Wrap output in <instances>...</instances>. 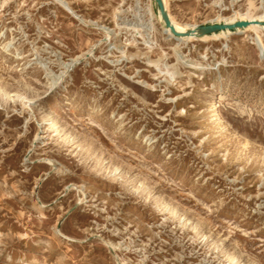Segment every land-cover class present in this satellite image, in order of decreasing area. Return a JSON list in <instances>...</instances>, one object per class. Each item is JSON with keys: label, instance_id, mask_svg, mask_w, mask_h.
<instances>
[{"label": "rangeland", "instance_id": "1", "mask_svg": "<svg viewBox=\"0 0 264 264\" xmlns=\"http://www.w3.org/2000/svg\"><path fill=\"white\" fill-rule=\"evenodd\" d=\"M165 26L154 0H0V264H264V30Z\"/></svg>", "mask_w": 264, "mask_h": 264}, {"label": "water", "instance_id": "2", "mask_svg": "<svg viewBox=\"0 0 264 264\" xmlns=\"http://www.w3.org/2000/svg\"><path fill=\"white\" fill-rule=\"evenodd\" d=\"M158 6L159 12L161 13L162 18L164 19L165 25L170 28L171 32L176 36H182V35H192V34H200V35H206L213 32H218L220 30L230 29L233 30L234 28L240 26H246L249 22L245 20H240L235 23H210V24H204L199 25L196 28L192 30H188L185 33L179 32L175 26L172 24V21L170 19V16L166 10L165 4L163 0H154Z\"/></svg>", "mask_w": 264, "mask_h": 264}, {"label": "bare ground", "instance_id": "3", "mask_svg": "<svg viewBox=\"0 0 264 264\" xmlns=\"http://www.w3.org/2000/svg\"><path fill=\"white\" fill-rule=\"evenodd\" d=\"M164 1V4H165V7H166V10L170 16V19L172 21V24L175 26V28L181 32V33H185L187 32L188 30H192L194 29L195 27H191V28H187V27H183L181 26L177 21H175L173 19V17L171 16V14L169 13L168 11V5H167V2L166 0H163ZM241 17H242V20H245L248 23V25L246 26H243V27H236L234 28L233 30H230V29H225V30H220V33L222 34H226V32H245V31H249V30H254L257 32V36L259 38V32L260 31H263L264 30V13L261 14V15H258V16H255V15H249V14H241ZM240 21V20H239ZM233 22V21H232ZM237 22V21H236ZM219 23V22H218ZM220 23H223V22H220ZM226 23V22H225ZM235 23V22H234ZM93 24V23H92ZM165 31L168 32V34H170L172 37L176 38V39H183L182 36H188L189 35H182V36H179V37H176L170 30L169 27L165 26ZM262 33V32H261ZM190 38V37H189ZM258 40V39H257ZM193 67H196L198 68L199 65L197 64H192ZM218 102V98H217V95H214V98H213V103H217Z\"/></svg>", "mask_w": 264, "mask_h": 264}]
</instances>
